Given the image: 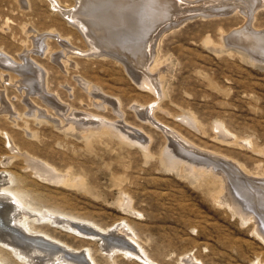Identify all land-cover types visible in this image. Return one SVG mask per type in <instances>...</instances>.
<instances>
[{
	"label": "rangeland",
	"instance_id": "obj_1",
	"mask_svg": "<svg viewBox=\"0 0 264 264\" xmlns=\"http://www.w3.org/2000/svg\"><path fill=\"white\" fill-rule=\"evenodd\" d=\"M57 1L75 5L74 0ZM187 1L198 3L186 5L175 22L159 28L154 71L149 69L148 76L136 64L132 75L128 63L110 52L70 54L68 60L56 62L60 41L89 50L81 31L50 0H0V54L17 64L28 55L44 73L43 97L22 83L19 71L0 65V169L11 171L15 182L10 186L24 192L37 209L72 214L104 229L130 223L153 264H191L189 258L201 264H264V241L256 223L219 200L222 179L212 173L195 175L185 163L168 166L165 158L180 154L136 111L135 105L147 107L157 99L141 89L144 82H161L162 99L156 100L153 113L158 122L264 180V57L235 42L238 30L245 36L250 31L264 36V0L252 17L248 8L255 0ZM208 7L212 12H205ZM41 36L48 39L43 52L35 42ZM81 81L93 87L90 93ZM76 113L82 114L80 126H68ZM188 117L203 134L188 126ZM104 122L136 129L139 136L126 140L102 126ZM221 130L237 144L219 141ZM13 146L69 177L72 185L36 175L37 169L23 163ZM17 175L25 185L16 182ZM37 227L74 249H91L97 264H148L121 252L111 258L99 242ZM10 255L0 248L3 264H23Z\"/></svg>",
	"mask_w": 264,
	"mask_h": 264
},
{
	"label": "bare ground",
	"instance_id": "obj_2",
	"mask_svg": "<svg viewBox=\"0 0 264 264\" xmlns=\"http://www.w3.org/2000/svg\"><path fill=\"white\" fill-rule=\"evenodd\" d=\"M74 1L75 5L73 7H65L57 0H50L53 8H56L57 12L62 13L72 26L81 31L80 33H82L89 43V50L82 51L78 48L71 47L68 43L69 41H60L62 50L56 62L59 63L61 58L68 60L70 54L107 55L108 53L106 52H110L115 57H120L128 63L125 62L127 64L126 67L132 71V75L136 72L133 68V64H136L143 74L145 70L146 74H151L149 69L153 70L152 66L156 61H154V44L159 40L161 34V31L158 32L159 28L164 26L167 21L175 22L174 19L184 13L182 11L186 8V5L198 3L197 1L188 2L187 0ZM259 6V0H255V2L252 1L248 8L249 16L252 17ZM210 8L212 9L213 7ZM210 8H206L205 12H212ZM242 31L244 32V30ZM244 34H240L238 30L237 36H235L237 37L235 42L245 47L253 48L264 57V36H260L259 33L252 34L251 31L248 36ZM49 35L55 36V34L52 33ZM46 36H41L39 39L35 40V42L37 41L36 47L39 51L43 52L47 50L46 42L48 39ZM88 52L89 54H87ZM150 60L152 61L151 63ZM23 62V64L22 62L17 64V62L15 63V61L11 60L8 56L6 57L0 54V65L3 66L6 71H19V74L23 77L22 83L31 87L32 91L37 90L41 94V92H43V70L40 71V69L38 71L36 64L30 60L28 55ZM148 81L144 82L145 85L141 86V89L151 91L157 98L156 100L160 102L162 99V90L160 89L161 82L158 81L159 83H157L152 79L150 82ZM82 85L85 86L89 93L91 92L92 86H87L86 82H82ZM94 91H97V89H94ZM41 96L43 95L41 94ZM103 99L105 100V98ZM156 100L147 105V107L139 105H135V107L136 111L139 110V113H137L143 114L145 116V121L161 131L167 138L168 144L172 146V149H176L180 154L179 156H175L174 153H171L173 155L164 160L166 164L177 168L181 163H185L189 166V170L194 172L195 175L200 173L201 175L202 173H212L220 177L223 182L222 190L218 194L220 202H225V204L241 218L246 220L250 219L255 222L257 235L264 241V180L259 179L258 181V177H253L241 163L231 158H226V156L201 149L186 140L181 134L176 133L170 127L158 122L153 114L157 109L155 104L158 102ZM108 101L109 99L107 102ZM108 103H110V101ZM36 113L37 111L34 110L33 115L35 117H37ZM81 115L82 114L78 113L75 115L73 114L75 118L73 121L68 122V126L75 125L76 122H78L80 126V121H78V119H80ZM92 116L94 115L90 114V118ZM186 121L189 127L203 134V131L198 129L191 118L188 117ZM102 126H108L111 132L116 131L126 140H130L129 137L132 136H139L137 135L136 129H128L123 125L121 129L110 126L106 122H104ZM86 128L91 129L87 126ZM221 133L222 136L217 137L219 141L228 145L237 144L235 142H238V140L227 136L228 134L225 130H221ZM144 146L146 150L148 148L147 144ZM170 149L168 148V150L172 152ZM13 151L24 159L23 161L25 162L23 163L31 165L28 167L34 168V170L37 169L35 171L36 175L46 176L45 180H51L69 186L72 185L73 181L69 177H64L55 173L56 170L53 171L52 167H49L45 162L37 160L29 154L19 152L14 146ZM4 168H6V166ZM51 173L53 176H50ZM8 174H10V177ZM11 174V171L0 169V248L16 256L17 260H20L23 264H97L91 249H74L61 240L56 239L48 232L42 233L41 231H37V226H49L53 228V230L57 229V231L60 230L61 232L74 236L70 238L76 239V237H79L83 240L99 242V248L111 258L116 255L119 256L118 253L121 252L125 257H135L134 259L142 263L153 264L146 252L141 249L138 244L134 229L132 225L130 226V223L124 225L118 222L104 229L94 222L85 221L72 214L49 208L48 210L42 208L37 209L28 202L29 200H26L27 195L19 191V186L22 185L24 181L21 180L22 178L20 179L21 175L20 177H18L19 175L15 176L16 182L20 183L18 186L19 190L15 189L13 185L12 187L10 186L15 182ZM260 176L262 178L263 175ZM25 180L27 181L26 178ZM74 183L75 185L82 184L76 181H74ZM36 198L37 197H35V199ZM54 232L56 231L54 230ZM189 259H191V261H189L191 264H201L195 258ZM0 264L3 263L0 261Z\"/></svg>",
	"mask_w": 264,
	"mask_h": 264
}]
</instances>
